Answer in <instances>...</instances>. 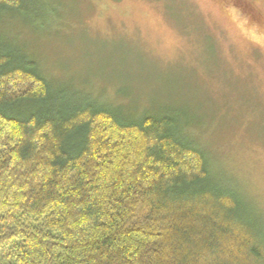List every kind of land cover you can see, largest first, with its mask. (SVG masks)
Wrapping results in <instances>:
<instances>
[{
    "label": "trees",
    "instance_id": "trees-1",
    "mask_svg": "<svg viewBox=\"0 0 264 264\" xmlns=\"http://www.w3.org/2000/svg\"><path fill=\"white\" fill-rule=\"evenodd\" d=\"M110 106L69 101L0 44V264H264V224L210 167L199 124Z\"/></svg>",
    "mask_w": 264,
    "mask_h": 264
},
{
    "label": "rangeland",
    "instance_id": "rangeland-1",
    "mask_svg": "<svg viewBox=\"0 0 264 264\" xmlns=\"http://www.w3.org/2000/svg\"><path fill=\"white\" fill-rule=\"evenodd\" d=\"M245 1L257 20L230 0H33L23 17L0 14V44L71 102L158 105L199 124L210 167L264 224V0Z\"/></svg>",
    "mask_w": 264,
    "mask_h": 264
}]
</instances>
